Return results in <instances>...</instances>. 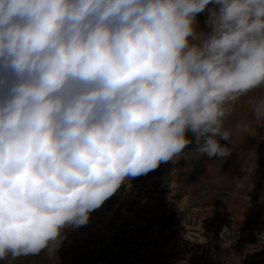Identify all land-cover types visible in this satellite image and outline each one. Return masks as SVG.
<instances>
[{"label":"clouds","instance_id":"9594fccd","mask_svg":"<svg viewBox=\"0 0 264 264\" xmlns=\"http://www.w3.org/2000/svg\"><path fill=\"white\" fill-rule=\"evenodd\" d=\"M260 129L264 0H0V261L51 255L189 145L226 158Z\"/></svg>","mask_w":264,"mask_h":264},{"label":"rangeland","instance_id":"374dc122","mask_svg":"<svg viewBox=\"0 0 264 264\" xmlns=\"http://www.w3.org/2000/svg\"><path fill=\"white\" fill-rule=\"evenodd\" d=\"M191 146L133 178L87 225L67 229L51 255L45 250L13 264H264V158L207 173L215 189L204 184L210 166Z\"/></svg>","mask_w":264,"mask_h":264},{"label":"crops","instance_id":"0c3cea01","mask_svg":"<svg viewBox=\"0 0 264 264\" xmlns=\"http://www.w3.org/2000/svg\"><path fill=\"white\" fill-rule=\"evenodd\" d=\"M256 135H260L264 137V130H259ZM240 136L241 135H236L232 138L231 142L229 143V147L231 148V155L226 157L225 159L208 158L207 156H203L204 160L210 166L208 172L202 173V180L205 185L211 188L219 189L210 183V178L207 175V173L213 174L217 172V168L219 167L234 170L236 168H239V166H251L253 164L262 162V158H264V139H262V137L245 138ZM189 148H192V146L189 145L187 149ZM196 158H198V154ZM185 166L188 168L186 164ZM187 175H188V179L192 183H194L190 170L188 171ZM257 190L262 191V188H256L253 191H257ZM203 196H207V195L205 194L201 195V197ZM211 197L215 198L213 196ZM260 202L262 204V200H260Z\"/></svg>","mask_w":264,"mask_h":264}]
</instances>
